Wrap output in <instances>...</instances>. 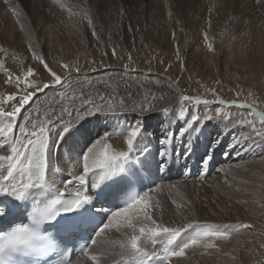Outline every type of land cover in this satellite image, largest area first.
<instances>
[{"label": "rangeland", "instance_id": "1", "mask_svg": "<svg viewBox=\"0 0 264 264\" xmlns=\"http://www.w3.org/2000/svg\"><path fill=\"white\" fill-rule=\"evenodd\" d=\"M56 1L59 2L58 4H60L67 17L75 15L81 18V20H91L98 15L94 10L95 4H99L100 0ZM150 1L107 0V8H118L122 10L123 16L126 17L137 15L138 11L142 10V16H145L149 14ZM219 2L220 0H194L192 4L177 5L176 9L185 19H189L187 23L190 20L192 22L202 20L206 21L207 24L214 25L218 23L217 20L223 21L229 16H231L229 17L231 20L233 16L237 15H233V11L227 13V15L225 13L222 15ZM49 3H51V0L45 4L44 8L46 10ZM180 8L185 10V14L182 13ZM7 9L17 16L20 14L24 15L23 11H26L25 8H21L17 4ZM222 16L224 19H222ZM35 26L38 31L42 28V25L38 24V22L34 23V28ZM23 28H28L25 27V22ZM96 39L97 41L102 40L100 35ZM145 45L147 49L143 45H137V42H128L125 48L121 45L120 47L119 45L114 46V61H100L92 57L88 60L86 56L85 58L83 56L80 57V53L79 55H74L69 60L64 59L61 62L59 61L60 58H56L55 62L60 63V65L56 66V69L53 70L57 74L62 75V79L65 77L69 78L64 79L62 85L37 93L38 99L34 97L35 102L30 104L27 112L22 110L23 115H31L32 117L38 115L37 111H39L38 109H40L46 99L48 100V98L56 95H64L68 89H74V87L83 82L85 84H98L96 81H100L104 77L105 80L108 78V82L112 83L104 80L105 82L102 85H97L99 88L98 94L94 95L93 92H90L87 97L97 103L102 99V109H105V107L116 109L105 112H122L124 109L132 108H137V111H139L138 106L141 103L144 104L145 108H148L163 102V97L160 96L166 92V88L162 85L163 82L170 85L176 91L177 100H180L181 106L187 108L189 112H195L198 115H215L216 109L220 108L222 113H227V116L223 118L218 117L208 122L215 126L218 125L219 131H223L229 126L227 122L232 120L236 126V132L235 134L227 133L226 136L230 135L229 140L235 135V138L243 148L247 150L257 148V150H260L256 152L253 150L247 153L243 152L244 154L242 153L240 157L238 156L231 160L228 164L230 166L227 167L222 166L223 164L226 165L227 161L214 160L213 168L203 177V180L201 179V182L193 185L185 184L179 179L178 184L172 186L173 184L171 185V183L178 181V179L171 178L155 182L157 186H151L153 190L149 192V215L157 223L164 226H175L190 222L199 224V236L196 235V230H189L177 243H183L191 238H196L198 243L191 246L195 249H193L194 251L191 255L200 259L201 264H264V162L262 161L264 159V136L257 135V131H264V128L261 126L260 117L257 114V112H264V80L262 84L253 85L248 83L242 85L241 79L237 81V84H233L231 81L225 82L223 80L225 78L220 74L218 76L210 77L206 75L199 77L195 75L197 70L193 69V73H191L185 63L188 59V52L182 51L180 57L175 59V56L160 51L154 44ZM182 57H184L185 61L182 60ZM91 60L92 62H90ZM64 64L70 66V76L69 70L63 69L62 66ZM116 67H120L122 70L115 69ZM76 68H79V74L75 72ZM17 70L19 69L17 68ZM10 73V79L15 81L16 77H20V81L18 85L13 82L10 84V87L0 89V109L4 111H11L17 105V101L8 100L9 95L19 98L21 95L31 92L37 84L50 82V75L47 72H45L47 74L46 78L43 77V74L38 73V71L34 72L31 77L26 74H14L12 71ZM168 77L175 79L182 86L183 95L178 93L177 87L169 81ZM127 83L129 84V89L122 86ZM89 91H92V88ZM184 97L194 99L185 101ZM221 99L226 101L225 105H219V100ZM196 100H207L210 103L207 105L203 103L196 105ZM246 105H253V108H248ZM73 107H76V105ZM168 113H171V111L169 110ZM143 114L145 112L141 113V115ZM105 118V116H102V121ZM240 120L254 121L256 131L247 125L240 124ZM8 123L10 121L0 117V128H3ZM11 123L24 124L25 122L20 120L18 116L17 120ZM127 123L129 124L130 121ZM79 126L83 127L85 131L95 129L93 126H88L87 123H82ZM146 128V138L142 141H137V152L133 153V158L123 165L126 163L130 164L131 162L134 163L135 160H138L136 163L139 164H145L147 161L154 160V147L149 145V141L156 143L155 137L158 135H151L150 128L148 126ZM99 129L106 131L107 126L104 122L100 123L98 131ZM195 129L197 132L196 136L203 137L201 127L198 128L196 126ZM74 133L72 132L70 136V142L66 146L65 144L63 145L64 153H70L71 155V152H73V157L65 160V163L71 170H69V174L72 172L73 159L95 139L91 138V140L89 138L86 142L78 145L76 144L78 139ZM214 137L211 136V139H214ZM0 139L3 138L0 137ZM107 144L99 145V148L95 149L96 152L102 153L107 150L109 153H113L110 145L108 144V147ZM227 150L228 143L225 144L220 154L224 155ZM198 151L199 149L195 150L196 153ZM148 152L152 154L148 155ZM155 157L157 156L155 155ZM157 158L159 159V157ZM96 172L100 174V170ZM91 176L90 174V184L98 183L102 179L101 175L93 179ZM196 179L199 178L188 177L186 180ZM190 186H193V188ZM140 209L141 206L129 209L126 217L118 218L121 221L126 219L131 220L136 225L135 233H133L131 228H109L99 236H96V243L90 247L87 255L80 260L73 259L71 264H103V262L135 264V256L129 244L130 237L133 234L139 235V228L141 226H153ZM206 240H208V243L205 242ZM140 243L148 251H162V244L160 242L153 246L150 242L146 243L142 237ZM187 253L185 251L183 257H173L168 261L181 260L187 257ZM155 264L168 263L161 260L155 262Z\"/></svg>", "mask_w": 264, "mask_h": 264}, {"label": "bare ground", "instance_id": "2", "mask_svg": "<svg viewBox=\"0 0 264 264\" xmlns=\"http://www.w3.org/2000/svg\"><path fill=\"white\" fill-rule=\"evenodd\" d=\"M47 1L49 0H8V3L5 4L4 0H0V89L10 87L11 83L7 81L10 79L11 71L14 74L22 75L26 74L28 67H33L35 72L38 71V73L44 75L43 77H47L46 70L40 62L35 60L34 53L42 56L49 67L56 69L55 67L60 65V63L55 62L56 58H60L59 61L61 62L64 59L69 60L74 55H79V53L80 57L83 56L85 58L86 56L88 60L92 57L100 61H114L115 54H113V47L117 45L120 47L121 45L125 48L128 42H137V45H143L145 48L147 47L145 44H154L160 51L175 56V59L180 57L182 51L188 52V59L185 61L184 57H182V60L185 61L191 73H193V69H196L197 72L195 75L199 77L206 75L211 77L220 74L225 78L223 79L225 82L231 81L233 84H237V81L240 79L242 85L248 83L253 85L263 83L264 0H220L219 5L222 10V15L224 13L227 15L231 11H233V15H237L233 16L231 20L229 18L231 16L226 17V20L223 21L217 20L218 23L214 25L207 24L206 21L202 20L196 22L190 20L189 24L187 23L189 19H185L177 11V5L192 4L194 0H151L148 15L142 16V10H139L137 15L135 14L129 17L123 16L122 10L118 8H107V0H100L99 4H95L96 7L94 10L98 15L91 20H81V18L75 15L67 17L60 4H58L59 2L56 0H51V3L49 5L47 4L48 9L46 10L44 6ZM16 4L26 9V11L21 9L24 15L20 14L17 16L12 11H8L7 8ZM180 10L185 14V10H182V8ZM222 19H224L223 16ZM24 22L25 27H28L27 29L23 28ZM35 22L42 25L40 31L36 29V26L34 28ZM99 35L102 38L101 41H97L96 39ZM209 44L212 45L211 48H209ZM115 69L122 70L120 67H116ZM168 78L177 87L178 93L183 95L184 91L182 86L175 79ZM104 80L105 77L100 81L97 80L96 82L98 84L86 83L88 85L83 82L77 87H74V89H68L64 95H56L48 98V100L46 99L40 109H38V115L33 116L36 118L33 122L39 123L45 120L47 113H50L53 109L59 111L62 107L71 108L74 105L78 107L80 105L78 102H81L80 100L84 96H89L90 92H93L94 95L98 94L97 91H99V88L97 85H102L106 80L108 82V78ZM127 84L122 86L129 89V84L128 86ZM80 85L81 87H79ZM162 85L166 88L165 94L160 95L164 101L152 106L151 112H145V114L141 115V112L137 111L135 114L140 122L150 128L151 135H159L166 129L175 132L177 126H184V121H178L177 114L182 104L176 98V91L165 82ZM90 88H92V91H89ZM102 102L101 99L99 103H96L101 107ZM163 109H169L171 113L164 112L162 111ZM103 110L105 112L116 109L105 107ZM116 113L118 114L109 115L103 121L102 115H97L82 122L84 124L87 123L88 126L95 127V129L85 131L81 126L74 129L72 132H75L74 135L78 139L76 144H82L89 140V138L94 139L103 132H107L109 134L107 139L101 137L96 149L99 145H106L108 143L113 152L126 151L127 129L135 121L131 114L119 115L121 112ZM128 121H130L129 124L127 123ZM102 122L107 126L106 131H101V129L98 131V127ZM227 123L229 126L223 131H219L218 125L215 126L205 121H200L192 125L194 128L196 126L198 128L201 127L203 137L197 138L196 131L185 137V140L189 142L188 146L193 148V154L187 159L186 167H184V159H170L168 162L169 170L164 173H157L155 163H152L151 167H145V164H141L147 172L151 186L153 187V181L157 182L169 178L178 179L174 183L170 182L171 185L173 184L172 186H176L179 179L183 183L191 185L201 182V179L203 180V177L208 174L213 168V165L201 169L199 158L204 153L206 154L208 148L213 145V141L218 136V132L219 134L222 132L224 135L223 144L220 148L216 149L214 160L227 161V164H223L222 166H230L228 165L229 162L238 157L235 152H232L228 148L229 155L220 154L226 143L229 145L237 142L235 135L230 140V135L226 136L227 133L235 134L236 132V126L233 121L230 120ZM14 132L17 135L19 134L17 128H14ZM72 132L65 137L63 143L54 149L52 164L58 171H51L49 175L54 180L56 188L63 187L66 176H71L72 174L79 175L82 170V163L77 164L75 156L71 174H69L71 171L70 167L65 163L67 158L73 157V152H71V155L70 153L63 152V145L65 144L66 146L70 142ZM211 136H215L214 139H211ZM175 143L178 154L182 151L184 144L180 140H176ZM149 145L154 147L153 152L155 154L156 143L149 141ZM196 149H199L198 153L195 152ZM250 150L256 152L260 149H245L241 151V154L243 152L247 153ZM0 154L5 153L0 152ZM221 157L222 159H220ZM153 158L154 160L158 159L155 155ZM262 161L264 162V159ZM126 168L134 170L129 165H126ZM189 174L193 178L198 177L199 179L187 181L186 179ZM99 175L96 172V175L91 177L93 179ZM107 178L105 176L100 181L106 180ZM69 186L72 187V185ZM190 187L193 188V186ZM219 244L221 245V243ZM191 246L185 250L188 252L187 257L174 262L166 261V263L201 264L200 259L191 255L195 250ZM89 250L90 248L88 252ZM88 252L81 256H73L69 264L72 263L73 259L80 260ZM103 264H113V262H103Z\"/></svg>", "mask_w": 264, "mask_h": 264}, {"label": "snow or ice", "instance_id": "3", "mask_svg": "<svg viewBox=\"0 0 264 264\" xmlns=\"http://www.w3.org/2000/svg\"><path fill=\"white\" fill-rule=\"evenodd\" d=\"M7 4L8 0H4ZM91 23V21H89ZM212 47L211 44L208 45ZM113 54H115L113 50ZM36 61L42 64L43 68L50 75V82L37 84L31 92H27L17 98L14 95H9L8 100L17 101V105L11 111L0 109V117L10 121L3 128H0V195L15 197V200L8 201L7 207H0V221L10 219L16 214H23L25 211L23 205L16 201H27L30 197L44 196L49 190L56 192L55 197L42 210H34L32 219L33 226L28 224H17L12 227L11 231H0V264H7L17 257H26L30 255L44 254L42 249L37 245V241L41 238L39 234V225L43 221L51 222L49 227L56 228L61 234L62 239L71 240L76 233L87 234L88 243L95 244L96 236H99L105 230L115 228H131L133 233L136 231V225L131 220L121 221L118 218L126 217L129 209L141 206V211L144 216L151 221L152 227L141 226L139 235L133 234L130 237L129 244L132 253L135 256V264H155L157 261H168L173 257H183L185 250L191 245H196L198 240L191 238L183 243L177 241L186 234L189 230H196V235L199 236L200 225L196 222L180 224L175 226H164L157 223L149 215V192L152 187L140 182L142 192H137L128 199V193L134 186V181L127 175H120L123 164L133 158V153L137 152V141L145 139L147 131L146 125L140 122L135 115L137 108L124 109L119 115L131 114L135 123L129 126L126 133V151H118L109 153L105 150L102 153L95 151L97 144L100 143V138L107 139L108 133L103 132L97 136L86 148L77 155V164L82 163V170L79 175L72 174L64 178L62 188H56L54 180L51 179L49 173L58 171L52 164L54 159V149L64 142L65 137L74 129L89 119L92 116L102 115H117L116 112H104V110L92 99L84 96L78 107H62L59 111L53 109L47 113V118L34 123L35 117L24 116L22 110L27 112L31 103H34V97L37 93L44 90H51L56 86L62 85L65 77L57 74L43 60V57L33 54ZM63 69L69 70L70 66L64 64ZM35 69L28 67L26 75L33 76ZM79 74V68L75 69ZM20 77H16L15 81L9 79L8 83L15 82L19 84ZM185 101L194 98L184 97ZM196 105L203 103L205 105L210 102L207 100L195 101ZM235 103V102H233ZM226 101L219 100V105H225ZM248 108H253V105H246ZM139 112H151L152 107L145 108L141 103L138 106ZM162 111L168 112V109ZM260 117L261 126L264 128V112H257ZM19 116L24 124H14ZM178 121H184V126H177L175 132L170 129L163 130L156 140L155 155L159 159L147 161L145 167H151L155 163L157 173H164L169 170L168 162L170 159H184V167L187 166L186 161L193 154V148L189 147V142L185 140L187 135L196 131L193 124L200 121H212L218 117L223 118L227 113H222L220 108L216 109L215 115L203 114L198 115L183 106L180 107L177 114ZM240 124L247 125L256 131V125L252 120H240ZM14 128L18 129V135L14 132ZM257 135L264 136V131H257ZM223 133L218 134L213 141V145L208 148L207 153L200 160V168H207L213 165L214 156L217 148L223 144ZM198 138V137H197ZM176 140H180L184 147L181 152H176ZM228 148L235 152L237 156L245 149L239 144V141L229 144ZM146 150V149H145ZM144 151V150H141ZM148 152V155H151ZM226 155L230 152L226 151ZM96 170H100L101 178L108 177V182L104 184H90L89 177L96 175ZM153 186L155 182L153 181ZM69 185H72L70 187ZM121 201H123L121 203ZM114 202V203H113ZM4 201L0 200V205ZM112 204L113 207L107 210V214L101 218L92 231H88V227L93 224L96 217L104 212L103 207L98 205ZM144 238L146 243H151L153 246L160 242L162 251H148L146 247L141 246V239Z\"/></svg>", "mask_w": 264, "mask_h": 264}]
</instances>
